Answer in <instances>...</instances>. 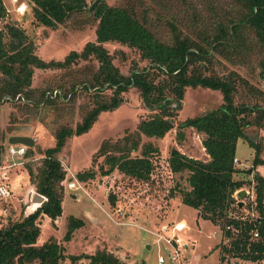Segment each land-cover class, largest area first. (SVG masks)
<instances>
[{
    "label": "trees",
    "instance_id": "trees-1",
    "mask_svg": "<svg viewBox=\"0 0 264 264\" xmlns=\"http://www.w3.org/2000/svg\"><path fill=\"white\" fill-rule=\"evenodd\" d=\"M30 7L31 21L51 30L75 17V26L82 27L95 22L93 41L84 43L79 51H69L61 60L40 59L34 52L35 45L24 30L13 24L0 28V100L19 103L22 107H38L46 102L73 98L78 87L89 92L93 104L73 128L60 126L54 131V144L42 150L35 163L24 165L28 181L45 200L31 213L13 219L6 216L0 226V264H59L65 258L74 262L87 258L89 264H124L105 249L92 254L64 255V248L50 236L36 244L38 222L43 215L53 221L61 214L62 184L66 175L56 154L65 139L87 131L101 111L112 110L122 103V93L129 87L136 89L142 107L150 115L138 121L133 132L111 141L104 139L92 155L102 157L98 166L101 175L113 170L136 180H146L152 168V153L158 150L141 137L162 138L174 127L176 110L185 87H203L216 90L221 103L200 115L188 117L176 124V137L181 139L180 129L193 128L201 133V146L206 160L190 158L171 148L167 162L171 172H187L189 189L180 193V202L192 207L198 216L217 225L223 235L231 238L228 244H220L219 264L229 263L224 255L238 257L256 264L264 260V217H262V190L264 177L255 170L264 161L259 156L256 143L244 136L248 126L261 127L264 123V107L249 101L235 102L238 87L245 94L254 88L235 71L222 75L205 74L211 69L216 56L239 65L254 62L257 75L264 82V0H122L110 5L96 0L89 9L87 0H25ZM141 4L140 11L136 6ZM0 0V19L5 16ZM81 17V18H80ZM154 22H163L167 37L154 28ZM105 42H116L137 51L146 66L130 69L123 75L112 63ZM91 61L81 68V76L74 78L64 90L35 88L31 86L34 69L64 70L78 61ZM94 62V64H93ZM62 82L59 86H63ZM58 90L61 99L51 93ZM105 90L109 94L105 95ZM59 99V100H58ZM21 135V134H19ZM238 138L245 139L253 148L250 172L240 170L232 163ZM0 145V153H1ZM26 147L25 157L32 151ZM139 150L138 156L130 153ZM252 173L254 208L257 217L240 221L230 218L236 210L233 196L244 186V181L234 179L238 172ZM93 169L76 174L79 181L91 178ZM249 183V180H247ZM112 200V196H110ZM36 206V205H32ZM231 224L238 230L232 235L225 226ZM80 218L68 216L63 241L81 227ZM250 230L257 238L250 239ZM224 262V263H223Z\"/></svg>",
    "mask_w": 264,
    "mask_h": 264
},
{
    "label": "rangeland",
    "instance_id": "rangeland-1",
    "mask_svg": "<svg viewBox=\"0 0 264 264\" xmlns=\"http://www.w3.org/2000/svg\"><path fill=\"white\" fill-rule=\"evenodd\" d=\"M92 0H87L90 3ZM25 3L20 14L16 6ZM107 4L117 5L122 0H105ZM5 16L0 19V28L13 24L24 30L25 34L35 45V54L42 60H61L69 51H79L85 42L95 38V22L91 21L82 27L75 26V17L58 25L56 29L36 25L31 21L30 7L25 0H2ZM137 12L141 4L136 6ZM81 18V17H80ZM154 28L164 37L167 31L163 22H154ZM105 49L112 56V63L123 75H128L134 66L142 68L147 62L141 60L136 50L116 42H105ZM91 61H78L64 70L34 69L31 76V86L37 88H57L64 90L74 78L81 76L80 68ZM94 64V62H93ZM235 71L250 86L253 93L245 94L238 87L234 96L235 102L249 101L264 107V82L257 75L254 62L245 65L233 64L216 56L211 69H205V74L222 75L228 71ZM63 86H59L61 83ZM73 98L64 101H53L38 107L25 106L19 103H9L0 100V157L3 161L8 158L3 149L7 138L11 135H26L34 140L33 149L21 166L12 167L7 173L10 196L5 201L0 200V207L6 209L0 216V226L6 223V216L13 219L24 216L20 203L28 204L27 192L32 186L24 168L25 163L37 165L41 158V151L54 144V131L60 126L73 128L80 121L82 115L93 104V98L84 90H80ZM58 91V90H57ZM109 90H105V95ZM61 99V97H58ZM123 101L112 110L101 111L90 128L79 135H72L65 139L61 150L56 154L66 176L88 169L94 170L91 178L79 181L80 188L67 189L65 181L62 184L61 214L53 223L45 215L39 218V233L36 244L39 245L53 236L64 248V255L92 254L95 250L105 249L117 257L124 264H155L157 247L155 238L142 227L151 232L169 236L172 225L183 223V228L173 232L180 241L187 246L183 250L185 264H219V245L228 244L231 238L223 235L222 229L210 222H201L197 211L180 202V193L189 189L186 181L187 172L171 173L165 164L171 148L177 149L187 157L206 160L207 156L201 146L202 134L193 128L180 129L183 136L178 139L175 135L176 124L188 117L200 115L221 103V95L216 90L203 87H185L176 110L174 127L162 138L141 137V142H149L158 150L152 153L149 175L146 180H136L113 170L107 175L98 172L102 164V157L92 161V155L104 139L115 141L124 134L133 132L139 120L145 119L150 112L140 103L137 91L129 87L122 93ZM244 136L258 146L259 156L264 161V123L261 127L248 126ZM253 148L249 147L243 138H238L235 145V156L245 166L234 165L240 170L250 172ZM138 156L139 150L130 153ZM264 166V163L260 166ZM239 166V167H238ZM259 166V165H258ZM257 167V166H256ZM256 170V169H255ZM264 173V167L258 170ZM234 179L244 181L246 195L241 199L242 206L232 210L239 217L250 218L254 197L252 173L238 172ZM249 180V183H247ZM112 196V200L110 198ZM236 202L239 200L235 198ZM115 206L117 207L115 209ZM121 213H119V210ZM68 216L80 218L83 225L72 232L68 241H63L65 223ZM198 218V219H197ZM122 222V223H121ZM162 226H166L162 230ZM229 263L247 264L248 261L238 257L224 255ZM224 263V262H223ZM59 264H89L87 258H80L70 262L65 258ZM256 264H264V260Z\"/></svg>",
    "mask_w": 264,
    "mask_h": 264
},
{
    "label": "built area",
    "instance_id": "built-area-1",
    "mask_svg": "<svg viewBox=\"0 0 264 264\" xmlns=\"http://www.w3.org/2000/svg\"><path fill=\"white\" fill-rule=\"evenodd\" d=\"M24 8H25V6L23 5V3H20V5L16 6V11L21 14L23 12ZM51 95H53V96L56 95L58 97H61L60 92L57 90H54L51 93ZM4 99L5 98H3L2 100H4ZM25 151H26V146L23 144L6 143V145L3 149V152L8 159L6 161H3L0 157V200L1 201L2 200L5 201V199H7L10 196L7 173L9 171V169H11L12 167L21 166L24 164V162L26 161L25 160ZM232 163L235 166L236 165L245 166V164L243 162L239 161L236 156H234L232 158ZM165 164H166L167 169L169 171V175L171 176L172 172L169 169L167 159L165 160ZM149 175L151 177H153L151 172L149 173ZM259 175L264 177V174H261L260 172H259ZM65 187L67 189H77V188H80V185H79L78 180L72 174H69V176H67L66 180H65ZM236 192L237 191H235L233 193L234 198H236ZM35 194H37L41 197V202L45 200V196L36 192L34 187L31 186L27 192L26 201L28 202V204L24 203V201L20 203V208L23 207L22 212H23L24 216L33 212L41 203V202L40 203L32 202L31 199ZM251 201H252V203H254V197H251ZM261 203H262L261 214H262V217H264V181H263ZM32 205H36V206H32ZM254 205H255V203L252 205L251 212L249 214L250 218H246L245 216L244 217H241V216L237 217L232 212L229 213V217L234 218V219H238L240 221L254 219L255 217H257V214H258L254 208ZM117 207L115 206V209ZM5 211H6V209L1 206L0 207V216L3 215L5 213ZM119 213H121L120 210H119ZM5 217H6V214H5ZM183 226L184 225L182 222L174 223L172 225V228H171L172 233L169 236H164L160 233L151 232V231H148L142 227H139L143 231L150 233L155 238L156 244L158 246H159V244H162L160 247H157L158 251L156 254V258H155V264H185V257L183 256L182 253H183V250L185 249V247L187 245L182 243L180 241V239L178 237H176V235L173 233L175 231L181 230L183 228ZM224 228H225V230H229L232 235H236L238 233V230L236 228H234L231 224L226 225ZM161 229L165 230L166 226H162ZM249 235H250V237H249L250 239L257 238V232L255 230H250Z\"/></svg>",
    "mask_w": 264,
    "mask_h": 264
},
{
    "label": "water",
    "instance_id": "water-1",
    "mask_svg": "<svg viewBox=\"0 0 264 264\" xmlns=\"http://www.w3.org/2000/svg\"><path fill=\"white\" fill-rule=\"evenodd\" d=\"M95 4H96V0L90 5L89 9H92ZM7 143H10V144H23L26 147H31L33 145V143H34V140L31 137L26 136V135H11V136H9L7 138ZM245 195H246V192L243 189H239L236 192V197L239 198V200L236 202V205H237L238 208L242 206L241 199ZM31 200H32V202L40 203L41 202V197L39 195L35 194L32 197Z\"/></svg>",
    "mask_w": 264,
    "mask_h": 264
},
{
    "label": "crops",
    "instance_id": "crops-1",
    "mask_svg": "<svg viewBox=\"0 0 264 264\" xmlns=\"http://www.w3.org/2000/svg\"><path fill=\"white\" fill-rule=\"evenodd\" d=\"M2 1V0H1ZM23 5L25 6V3L23 2ZM207 156V155H206ZM262 167H264L263 165L262 166H257L255 169H256V171H258V170H261V168ZM260 172V171H259ZM261 173V172H260ZM261 174H264V173H261ZM198 219V218H197ZM199 220L201 221V222H206L207 220H203V219H201V218H199ZM207 222H209V221H207Z\"/></svg>",
    "mask_w": 264,
    "mask_h": 264
}]
</instances>
